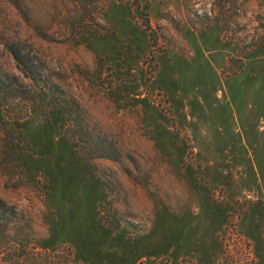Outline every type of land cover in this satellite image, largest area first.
<instances>
[{
    "label": "rangeland",
    "instance_id": "374dc122",
    "mask_svg": "<svg viewBox=\"0 0 264 264\" xmlns=\"http://www.w3.org/2000/svg\"><path fill=\"white\" fill-rule=\"evenodd\" d=\"M0 264H264V0H0Z\"/></svg>",
    "mask_w": 264,
    "mask_h": 264
},
{
    "label": "trees",
    "instance_id": "16d2710c",
    "mask_svg": "<svg viewBox=\"0 0 264 264\" xmlns=\"http://www.w3.org/2000/svg\"><path fill=\"white\" fill-rule=\"evenodd\" d=\"M13 48V47H12ZM12 51V54H13V56H14V58L17 60V61H21V56L23 57V55L20 53V52H18V50H16V49H11ZM1 82H3V81H1ZM5 83V82H4Z\"/></svg>",
    "mask_w": 264,
    "mask_h": 264
}]
</instances>
